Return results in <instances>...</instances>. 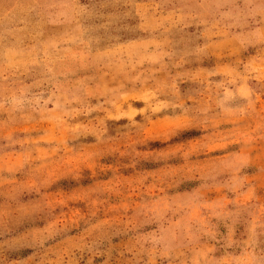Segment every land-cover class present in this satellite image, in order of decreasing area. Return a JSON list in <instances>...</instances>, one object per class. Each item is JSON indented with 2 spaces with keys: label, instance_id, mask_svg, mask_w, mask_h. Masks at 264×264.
Instances as JSON below:
<instances>
[{
  "label": "rangeland",
  "instance_id": "374dc122",
  "mask_svg": "<svg viewBox=\"0 0 264 264\" xmlns=\"http://www.w3.org/2000/svg\"><path fill=\"white\" fill-rule=\"evenodd\" d=\"M0 264H264V0H0Z\"/></svg>",
  "mask_w": 264,
  "mask_h": 264
}]
</instances>
